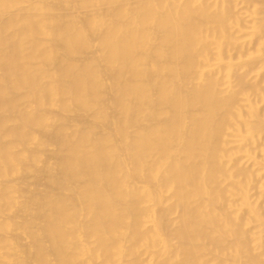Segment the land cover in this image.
I'll return each instance as SVG.
<instances>
[{
  "label": "bare ground",
  "instance_id": "6f19581e",
  "mask_svg": "<svg viewBox=\"0 0 264 264\" xmlns=\"http://www.w3.org/2000/svg\"><path fill=\"white\" fill-rule=\"evenodd\" d=\"M263 180L264 0H0V264H264Z\"/></svg>",
  "mask_w": 264,
  "mask_h": 264
},
{
  "label": "rangeland",
  "instance_id": "374dc122",
  "mask_svg": "<svg viewBox=\"0 0 264 264\" xmlns=\"http://www.w3.org/2000/svg\"><path fill=\"white\" fill-rule=\"evenodd\" d=\"M255 37H256V36H255ZM255 37H254V38H255ZM255 73H256V71L254 72V74H255ZM263 183H264V180H263ZM263 187H264V184H263ZM253 191L256 192L255 190H253ZM253 191H252V192H253ZM261 199L264 200V197L261 198Z\"/></svg>",
  "mask_w": 264,
  "mask_h": 264
}]
</instances>
